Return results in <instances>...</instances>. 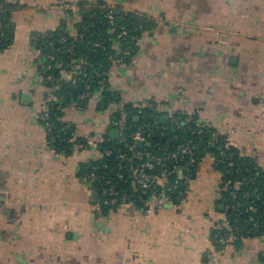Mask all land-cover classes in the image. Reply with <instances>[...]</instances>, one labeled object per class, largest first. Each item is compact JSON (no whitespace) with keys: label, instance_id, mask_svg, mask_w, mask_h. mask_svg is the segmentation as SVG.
Returning a JSON list of instances; mask_svg holds the SVG:
<instances>
[{"label":"crops","instance_id":"obj_1","mask_svg":"<svg viewBox=\"0 0 264 264\" xmlns=\"http://www.w3.org/2000/svg\"><path fill=\"white\" fill-rule=\"evenodd\" d=\"M6 1L15 32L0 49V264H264V236L224 249L212 241L228 217L211 154L180 201L156 200L149 212L105 210L81 176L101 159V140L124 128L114 114L154 101L159 119L194 116L264 167V0H102L154 26L106 74L117 100L107 96L103 108L100 90L63 108L77 143L71 152L58 151L42 123L54 79L34 41L59 28L77 37L80 13L55 7L59 0ZM78 68L62 79L74 82Z\"/></svg>","mask_w":264,"mask_h":264},{"label":"trees","instance_id":"obj_2","mask_svg":"<svg viewBox=\"0 0 264 264\" xmlns=\"http://www.w3.org/2000/svg\"><path fill=\"white\" fill-rule=\"evenodd\" d=\"M104 3V1L98 0L96 4H78L81 22L78 26L77 37H71L63 28H59L53 32L37 35L34 41L35 47L40 51L45 63L46 77L52 76L54 79V82L49 84V86L53 88V93L58 98V101H52L48 108L50 112L49 121L51 122V131L48 134L51 139L65 128L66 124L63 120L62 110L71 103L72 99L76 100L84 95L90 96L94 92L102 90L103 108L108 106L110 102L107 100V96L111 92L107 87L106 74L112 68V58L117 53L114 48L115 42L120 43L123 52H131L136 48V40L142 32L154 26L152 20L135 12L116 15L113 11V19H109L108 10L102 7ZM13 9V4L8 3L6 0H0V21H2L0 24V49L2 50L7 49L13 43L15 32L12 21ZM119 34H123V37L128 36V39L119 38ZM62 36L66 38L65 41H62ZM94 43H98L100 46L95 48L93 46ZM51 55L55 56L54 60L50 59ZM122 55L126 54L123 53ZM82 61L86 62L81 64ZM48 66L50 67L48 68ZM76 66L80 68L77 71L79 73L74 74V82L63 80L62 71L73 70ZM102 80L105 86L101 85ZM87 86H90L89 89ZM109 97L113 101L114 99L117 100L116 96ZM143 111L145 119L140 118L137 121L134 119V116H137V109L131 104L126 105L122 111L114 114L117 118L116 120H124L123 126L125 129L123 135L128 141L121 142L120 139L113 140L107 137L108 140H106L105 147L112 149L114 154L110 157L104 156L97 161H92L81 176L89 173L92 165H96L98 167L97 172L113 179L119 191L131 192V175L127 169L129 161L128 159L121 161L117 158V155L118 153L129 151L131 136L142 126V132L147 139L144 147H140V151L145 149L144 153H160L163 155L176 151L178 147L186 145L190 140L198 141V137H193L188 131L169 128L167 130L168 136H164L161 128L148 130V127L154 123L153 121L158 114L150 107H145ZM125 113H128V115L124 119L123 114ZM178 118L183 122L186 117L179 115ZM42 123L45 126L43 121ZM161 125L167 126L168 124L162 123ZM192 125L194 129L197 122L192 123ZM214 134L215 131L212 128L206 127L202 136L212 141L207 152L216 156L217 159L220 158L221 151H225L227 155V162L216 165V168L223 174L220 201L225 207L224 211L230 225L233 227L239 226L242 229L238 234L239 239L236 245L239 246L245 238L264 236V167L259 166L253 158L241 156L236 147H225L226 138L223 136L214 137ZM55 145H57L58 151H61L66 146H68L69 152L72 150L70 144L62 143L58 145V141H56ZM204 155L205 152L200 149L196 151L194 156L185 157L183 163L189 162L192 157L200 158ZM131 161L139 163L141 157L134 156ZM230 163H232L231 166L229 165ZM104 164L109 167L104 168ZM195 171V167L190 169L191 178H193ZM117 172L123 174L122 179L116 176ZM170 179L173 181V176ZM94 188L100 190L102 184L100 182L95 183ZM177 196L170 194V197L174 199ZM252 205L258 208L257 213L247 210ZM103 208L107 210L109 207L103 205ZM139 208H142L141 204H139ZM256 225L257 227H255ZM251 229L255 231H251ZM228 232L225 228L214 229L212 231L213 243L215 244V240L220 236L228 235ZM216 247L220 249V247Z\"/></svg>","mask_w":264,"mask_h":264},{"label":"built area","instance_id":"obj_3","mask_svg":"<svg viewBox=\"0 0 264 264\" xmlns=\"http://www.w3.org/2000/svg\"><path fill=\"white\" fill-rule=\"evenodd\" d=\"M55 7L61 8L65 11H79V6L75 4L67 3L66 0H59L54 5ZM86 6V5H85ZM87 7V6H86ZM103 7V6H102ZM108 11V18L113 19L112 13L113 9L110 7H106ZM2 21H0V24ZM126 34V33H125ZM119 38H124L125 40L128 39V36L123 37V34L118 35ZM37 37H35L36 39ZM65 41V38L62 39ZM120 45V43H119ZM93 46L96 48L100 46L98 43H94ZM128 56L129 51L123 52L121 50V46L115 57L112 58L113 64L120 63L124 61V59ZM51 60L55 59L54 55L50 56ZM103 83V80L101 81ZM88 89L90 86H87ZM87 95H84L86 97ZM52 101L57 102L58 98L54 95ZM145 107H150L154 109L156 112L157 110V102H150L144 103L140 105H136L137 109V117L145 119V114L143 109ZM50 119V112L46 110L42 116L41 120L45 123V127L47 132L51 131V122ZM154 123L148 127V130H152L154 128H161L162 135H167V130L169 128H173V130H181V131H188L193 137H198V141L190 140L186 145L178 147V149L174 152H169L167 154H152V153H144L140 151V147H144L147 139L143 134V126L139 127L136 132L131 136V146L128 152L118 153L117 158L121 161L127 160L129 164L127 166L128 171L130 172L131 179L130 185L132 189L131 192H122L117 189V185L114 184L113 179L105 177L103 174H99L97 172L98 167L96 165L91 166V170L89 173H85L84 178L89 181V183L94 188L95 183H101L102 188L98 190L100 193V205H107L109 209L117 210L126 207H138L139 204L142 205V208L145 210L150 211V205L156 201H166V202H173L175 200H181L184 197L188 189L189 182L191 180L190 177V169L192 167L197 168L201 161L204 159L205 156L211 154L207 152L208 147L211 145L212 141L207 140L205 137L202 136L204 129L206 127L211 128L207 124L200 123L197 118L194 116H188L185 118V121H181L180 118L175 117L171 119L167 126L161 125L162 122L159 119V116L155 117ZM196 127L193 129L192 123H196ZM125 128L120 127V139L121 142H127L128 139L123 135ZM55 141H58V145L62 143L70 144L71 149H75L77 143L73 140V129L70 124L66 125L64 129L60 130L56 136L54 137ZM166 139V137H165ZM213 140V139H212ZM106 140L102 139L101 143L98 144L99 148L101 149L102 157H110L114 154V151L110 148L105 147ZM203 146V147H202ZM232 146L231 143L226 140L225 147ZM57 148V145H56ZM202 149V152H205L204 156L199 157H192L191 160L187 163H183L185 157L187 156H194L196 151ZM68 146L64 147L61 151L67 152ZM167 150V149H165ZM69 152V151H68ZM130 154V155H129ZM212 155V154H211ZM139 156L141 157V161L139 163H134L131 161L132 157ZM214 156V155H213ZM101 157V158H102ZM216 165L219 163L227 162V155L225 151L220 152V158H216ZM97 161V160H96ZM173 164V166H171ZM230 166L232 163L229 164ZM104 168H108L106 164L103 166ZM116 176L119 178H123V174L117 172ZM173 176V181H171L170 177ZM127 182V181H126ZM170 194L178 195L176 199L170 197ZM248 211L252 213H257L258 208L254 205L249 206ZM257 227V225L255 226ZM220 228L227 229L228 235H222L217 240H215V247L218 246L220 249H224L228 246H236L238 241V234L242 230L239 226H232L229 223V219L227 218L226 222L220 226ZM251 231H255L251 229ZM217 248V247H216Z\"/></svg>","mask_w":264,"mask_h":264},{"label":"water","instance_id":"obj_4","mask_svg":"<svg viewBox=\"0 0 264 264\" xmlns=\"http://www.w3.org/2000/svg\"><path fill=\"white\" fill-rule=\"evenodd\" d=\"M117 13H120V11H117ZM82 102H84V100H82L81 103H82ZM137 118H139V117H137ZM160 120H161V122H162L163 124H165L167 119L164 117V118H162V119H160ZM110 136L113 137L114 139H118L119 136H120V130H119L118 128H113V129L110 131ZM54 141H55V139H54ZM97 191H98V190H97ZM96 197H99V195L96 194Z\"/></svg>","mask_w":264,"mask_h":264}]
</instances>
